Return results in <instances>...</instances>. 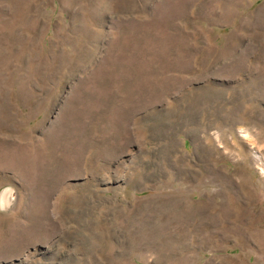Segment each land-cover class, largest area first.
Returning a JSON list of instances; mask_svg holds the SVG:
<instances>
[{"label":"rangeland","instance_id":"1","mask_svg":"<svg viewBox=\"0 0 264 264\" xmlns=\"http://www.w3.org/2000/svg\"><path fill=\"white\" fill-rule=\"evenodd\" d=\"M0 207V264H264V0H0Z\"/></svg>","mask_w":264,"mask_h":264},{"label":"bare ground","instance_id":"2","mask_svg":"<svg viewBox=\"0 0 264 264\" xmlns=\"http://www.w3.org/2000/svg\"><path fill=\"white\" fill-rule=\"evenodd\" d=\"M9 194V192H8V189L6 190V192H5V195L4 194H2V196L4 195V196H6V199H7V195ZM3 198V197H2ZM4 199H5V197H4Z\"/></svg>","mask_w":264,"mask_h":264},{"label":"clouds","instance_id":"3","mask_svg":"<svg viewBox=\"0 0 264 264\" xmlns=\"http://www.w3.org/2000/svg\"><path fill=\"white\" fill-rule=\"evenodd\" d=\"M3 210V208L2 207H0V211H2Z\"/></svg>","mask_w":264,"mask_h":264}]
</instances>
